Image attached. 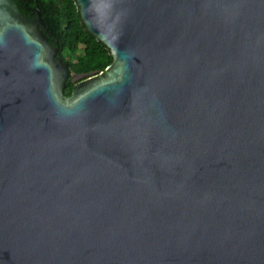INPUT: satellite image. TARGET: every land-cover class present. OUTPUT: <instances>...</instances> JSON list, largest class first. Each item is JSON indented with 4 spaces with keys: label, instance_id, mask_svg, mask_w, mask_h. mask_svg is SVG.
<instances>
[{
    "label": "water",
    "instance_id": "water-1",
    "mask_svg": "<svg viewBox=\"0 0 264 264\" xmlns=\"http://www.w3.org/2000/svg\"><path fill=\"white\" fill-rule=\"evenodd\" d=\"M72 1L112 62L65 97L0 0V264H264V0Z\"/></svg>",
    "mask_w": 264,
    "mask_h": 264
},
{
    "label": "trees",
    "instance_id": "trees-1",
    "mask_svg": "<svg viewBox=\"0 0 264 264\" xmlns=\"http://www.w3.org/2000/svg\"><path fill=\"white\" fill-rule=\"evenodd\" d=\"M35 1L46 28L44 33L52 45L58 43L59 55L70 75H97L111 64L112 58L106 47L84 32L72 0H25L33 11L36 10ZM15 2L23 12L21 3ZM73 88L69 76L63 88L64 96L69 97Z\"/></svg>",
    "mask_w": 264,
    "mask_h": 264
},
{
    "label": "flooded vegetation",
    "instance_id": "flooded-vegetation-1",
    "mask_svg": "<svg viewBox=\"0 0 264 264\" xmlns=\"http://www.w3.org/2000/svg\"><path fill=\"white\" fill-rule=\"evenodd\" d=\"M20 3H21V5H22V8H23V12H24V14H23V12H21L24 16H26V17H28V18H30V19H33V18H36V10H32L31 8H29L28 7V4L25 2V0H18ZM17 4V3H16ZM19 8V7H18ZM20 10V9H19ZM45 26V25H44ZM42 31L43 32H45L46 31V28L45 27H42ZM70 77H71V83L73 84V87L76 85V84H78L79 82H81L82 80H84V79H81V80H79V81H76V82H72V80H73V77L70 75ZM85 79H87V77L85 78Z\"/></svg>",
    "mask_w": 264,
    "mask_h": 264
}]
</instances>
